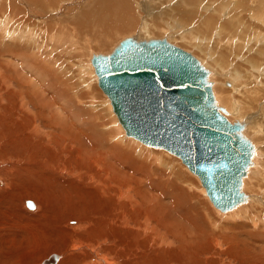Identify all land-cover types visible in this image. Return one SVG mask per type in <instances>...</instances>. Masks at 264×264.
<instances>
[{
    "label": "rangeland",
    "instance_id": "rangeland-1",
    "mask_svg": "<svg viewBox=\"0 0 264 264\" xmlns=\"http://www.w3.org/2000/svg\"><path fill=\"white\" fill-rule=\"evenodd\" d=\"M30 1L31 0H0V4L2 3L1 4L2 6L0 7H3L2 9H0V14H2V12L4 13V15L6 14V16H4L6 19L4 17L0 18L1 23L2 22L6 23V24L4 23L5 31L3 32L5 38L0 33V70H1L0 71V95L3 94L5 98L3 102L0 101L1 102L0 106L4 107L7 113H10V119L12 121L15 119L13 123L10 124L9 127H14V125H16V121L17 119H19V118H16V115L20 117L23 116L24 112L19 105L20 100H19V94H18V92H20L21 90V86H17L16 79H22L19 76L20 75L25 76V73H27L26 77L30 79V75H28V72L31 75L34 73L33 70H31L32 73H30L29 67L33 66L34 55L32 56V53H33V49H35V52L38 55V60H40L38 61V63L42 64L41 60L43 61L51 60L50 65L54 67L50 71L51 77L41 78L39 77L41 75V72H37L38 76L37 78L36 77L35 78L39 82L38 84V88L40 91L38 93L39 99H41L44 102L46 97H48L49 98L48 101L50 100L54 101V102H50L51 107L54 104H57L59 106L65 105L66 108L68 106L66 110L68 109L70 110V113L66 112L65 114H63L65 116L63 118V124L65 125L61 124L62 122L58 123L63 126H60V125L58 126L56 121H55V124L50 125L48 122L52 123L53 119L47 116L48 114L46 110L42 113L43 116L41 117V119L38 120V125L42 127V129L40 130L41 132L39 134L42 140L46 138L45 133L56 132L58 135V136L56 135V138H55V141H56L55 143L56 158L55 159L58 160L60 166H63L62 165L63 158L68 160L67 158L68 156H69V159L73 156H75L76 158L79 157L80 154H78V151H77V148L79 147H80L79 149L84 151V152L80 151L81 154H84V155L88 154L87 156L93 159L92 162L97 161L99 157L103 159L106 156L107 160L105 158H104L105 160H102V162H104L105 164L100 162L101 167H99L104 170L98 168L97 172L100 174L103 171L100 174L101 181H99L100 180L99 179L98 182H106L112 179L111 187L107 185V188H108L107 195H106L107 200H111L110 202H114L113 204H131L129 197H135L138 204H143L145 199L146 201L149 200L148 202L145 201L146 204H149V203L156 204L153 202L152 199H154V197L158 198L159 195L161 196L159 192L161 191L165 195H163L162 197L163 200L160 198L161 202H158L157 204L159 205L161 204V206L164 209H166L167 208L166 205H168L169 217L175 221H178L180 219V221H178L177 224L186 226L185 227L186 231L182 232L179 235V237L176 239H174L171 233L166 231L164 228H161L160 226H158L159 232L160 231L161 232L158 235L159 238H155L156 240L152 238V245L154 247H160L162 250L164 249L165 251H172L174 253L181 254V257L183 256L193 257V260H190L189 262H186V261L178 262L176 259H173L174 257L172 255V257L164 258V261L160 264H174V263L175 264L177 263L178 264H210V262H212V264H221V261H222V264H243L240 262V260L237 258V256L233 252L228 250V248L230 249V241H227V238L232 240V238H234L236 235L241 239V241L239 242L240 251H243L242 249L246 248V251L245 252L243 251V254L247 256L248 260L244 261L245 262L244 264H257L259 261L254 260V258H256L255 256L257 255V253L262 252L264 254V224H260L259 226L256 227L254 226L253 223H251V219L254 217L256 218L255 216L256 210H251V212L248 211L247 216L242 215V218H239L235 221H233L235 218H233V220L232 219L224 220L223 216L225 215H218L214 206L210 203V200L207 199V196L205 192H203L204 190L202 189V185L199 179L187 169V167L182 163V161L178 157H175V155L170 154L164 149L156 150V149L148 148L136 140H133L131 138L129 139V137H127L126 139V137L124 136L125 131H123L124 129L122 130V126L118 122V118L112 110V106H111V103L108 97L98 87L97 76H96L94 67L91 63L92 55L98 54V52L102 49L100 48V43H98L97 40H95L94 36L89 37V41L85 42L84 39H81L80 34H78L79 31L75 30L76 29L75 26H70L67 30L68 32H65V33H62L57 28H54V29H56L58 32H55L53 29L51 31L50 28L43 29L42 25L39 24L38 26V23H36V21L34 20L35 19L34 9H37V8L36 7L33 8V5L30 3ZM43 1H47V0H43ZM66 1L67 3L69 2L71 3L74 0L72 1L66 0ZM77 1L79 2L77 3V5L74 6V9L72 10L66 9V11L68 12H65L64 15H60V16L64 17L66 20L74 16L77 17L78 13L81 12V9H83L84 5H86L89 2H92L93 0H87L88 2H81L80 0H77ZM152 1L154 3L155 11L153 12L151 11V13H154L155 18L153 16V18L150 19L149 18L150 13L146 14V12H144L143 10H141V8H139L138 9L139 11H137V13L139 12V14L137 13L133 14L136 20L132 16V18L135 21H137L135 26L133 25L132 30L126 33H123L121 35H118L119 37L117 36L113 40L114 42L113 41L111 42V45L109 47L104 48L101 51L109 49L115 42H117L118 40H122L120 38L125 35L131 34L132 36L134 34H137V36L139 37L142 31L155 28L157 30L155 34L157 35V38L165 35V37H167L168 40L172 44L177 45L187 51H191L195 56L199 57V59L202 61L204 59L203 64L206 63L205 66H207V68L210 66L208 70L213 73L212 76L210 77V80L212 82L215 81L216 83H220V85H222L224 89L228 90V96H229L230 101L233 102V100H235L233 103L229 102L232 109H229V111H227L228 115L230 116L234 113L236 114V116L233 115L234 120L240 119L241 121H245L247 123L249 122L248 123L249 126H248V129L245 131V134L248 137L250 136L254 144L257 146V156L255 157V165L250 167L248 174H249V177H252V180L258 179L256 183L257 182L259 183H257V186H256L257 190L248 192L245 189L246 182H243V189L245 193L249 196V198L253 197L254 195H255V199L257 197L256 200L254 199L249 204H254V202L261 204L258 206L257 211L258 213L262 215V217H264V211H262L264 208V203L260 202V199H259L260 198L259 191L261 190L263 191L264 189V114L262 113V110H261V108L264 109V80H263L264 78L263 76L264 75V63H263L264 62V57H263L264 55V22H263L264 0H190V2L189 0H152ZM3 3H7V5L3 6ZM141 3L143 5V7L141 6L142 9L145 10L149 7L148 0H141ZM79 4L81 5L79 6ZM56 7L57 6H55V8ZM26 8L30 9V12H28L27 14H25V12H27ZM161 10L166 12L167 14L173 13L174 10L176 11L182 10L183 13L180 15L176 12V14H173L172 17L170 16L165 17V21L170 23V26H167L165 25L164 20H162L161 18L157 16V12H161ZM59 11H60V7L55 9L53 13L59 12ZM257 12L259 13V20L251 21L252 16L256 14ZM8 13H10L9 15L11 19H9ZM29 15H31L32 17H30ZM7 18H8V21L11 22L10 24L13 23L12 25L14 27L8 24ZM3 19H5V21H2ZM26 20L28 21L26 22ZM144 21L148 23H144ZM180 22H182V24ZM67 24L71 25V23H68V22ZM236 25H238V27L235 28ZM173 27H175V29ZM0 29H2V26H0ZM40 30L42 32H40ZM250 30H252L253 32L250 33ZM5 32L6 33L11 32L12 38L6 35ZM245 32L247 33L246 35H245ZM16 33L18 35L19 33H22V34L26 33V35L28 36V37L26 36V39H27L26 43H29V42L34 43L35 48H30L28 46L30 43L28 45L25 42L24 43L22 42L23 44L22 43L18 44L21 42V40L17 38ZM220 33H222L223 38L219 37ZM183 34H185L186 36ZM249 35H251V37ZM230 38L231 39L235 38V42L234 40H231ZM236 38H240L241 41L240 42L236 41ZM58 39L60 42L58 41ZM5 44H9V45L5 47L4 46ZM96 44H99V45L95 46ZM234 46H238V47H234ZM198 47H201L200 48L201 50L198 49ZM27 49L29 50L30 53L27 51ZM30 54L32 57L30 56ZM210 56H213V58L215 57L213 61L211 60ZM244 56L246 57V60L243 59ZM40 57H43V58L39 59ZM216 57L219 59H217ZM241 57L243 58L241 59ZM248 57L251 60L248 59ZM226 60H228V62ZM253 61L258 62V64L256 67L251 68ZM88 62H89V68L86 69L87 72H85V70L82 71L81 68H83L84 64L86 65ZM233 63L235 64L233 65ZM259 63H260V66H259ZM228 66L230 67V69L228 68ZM212 67H214V70H212ZM218 67H220L221 70ZM223 69L227 71H224ZM215 70L217 72H215ZM236 70L239 71L242 75H245L244 77L235 76L237 79L239 78V80H236L237 82L241 81L240 86L235 85L234 87H229V86L226 87L225 85L227 83H233L231 81L233 79L232 77L234 76H232V74L230 73L232 72L235 73ZM221 71L223 74H221ZM15 74H17V76ZM218 76L220 77L218 78ZM259 76H261L262 81L260 80L261 78ZM32 77L34 78L33 75ZM4 78L6 79V81ZM251 80H254V83H252ZM12 81L14 83V86H9L8 88L7 84L11 85ZM26 81H27V84H29V81L27 79ZM67 86L70 89L68 91L69 93H67V91H64V89H67ZM216 86L217 85L215 84V88ZM242 87H244V91H245V88H247L245 92L242 90ZM249 88H251V90ZM256 91H259L258 98H253L252 103L247 101L246 98H248L249 100V98L251 97V95L249 94L250 93L253 94ZM238 92L241 93L240 94L241 96L239 95ZM237 94L240 97H238ZM70 97H73V100H71L72 98ZM79 100L81 101V103ZM254 103L256 104V107H254L255 106ZM30 104H33L31 107L28 104V107L31 108V111H33V114H36L37 112L44 110L42 109L41 106L37 107L33 100L30 101ZM83 104L85 105V107H82ZM225 104L226 103L223 100V105ZM239 104L240 106L248 105V107L250 106L251 107L241 108ZM259 105L261 107H259ZM246 109H247V113H246ZM105 112H107L108 114H106ZM27 113L28 115L33 116V114L31 113L29 112ZM67 113L68 115L70 114L69 115L70 117L67 115ZM88 113H91V114H88ZM259 113H261V116L259 115ZM92 118L95 120H93ZM57 119L58 117H56V120ZM96 119L98 120L100 119L101 121L100 120L98 121ZM103 119L105 120L107 119L106 122L105 120L103 121ZM229 120L232 121L233 119L229 118ZM102 121L105 124L108 123L109 126L112 123L110 127H112L113 125L119 126V127L116 126L115 128L116 130L114 129L115 132L111 136H109L107 140L106 138L105 139L103 138L104 136L101 131H107V130H104V127L108 128L109 126L103 124ZM95 122H99L98 125L97 123L95 124ZM84 123L86 124L84 125ZM100 123L104 125V127L102 125H99ZM92 124L93 126L94 125L95 126L92 127ZM1 125L2 124H0V127ZM87 125L89 126V129ZM96 125L98 126V128ZM60 127L62 128L60 129ZM69 127L72 128V132L70 133L69 136H67L66 138H63V135H62L63 129L65 131H68L67 129ZM92 128L94 132L95 131L96 133L98 132L97 133L98 135L92 132L93 131ZM118 128H120V130L119 132H116ZM2 130L4 129L2 128ZM84 133H88V134L86 135ZM96 136L98 138H95ZM122 136L124 138H121ZM110 137H114L112 138L113 141H111V143L109 142ZM87 139L89 140L90 143L88 142ZM96 139L97 140L101 139V141L97 142ZM117 139L120 142L117 143L116 142L118 141ZM79 141L81 144L79 143ZM133 141L135 143H133ZM63 145H64V149L61 148V146ZM111 145H113L114 147L112 146V148H110ZM119 145H121V147ZM139 146L140 147L142 146V148L143 147L144 148L142 149ZM123 148H125V150ZM0 149H2V147ZM99 149L100 151L103 149L104 152L98 151ZM138 149H140L141 154H139ZM144 150L149 152L150 155L147 152H145L147 153L145 154ZM131 151L132 152L134 151L135 154L132 153ZM102 152L104 155L102 154ZM129 152L130 154H127ZM96 153L97 154L99 153L102 156L101 155L99 156V154L97 155ZM121 153H122V156H121ZM1 154L5 156V157H0L1 159L0 162L2 164H8L10 163V160H12V162L16 161V158L14 157L15 156L14 153H12V155L10 154L8 155L9 157L13 156L11 159L8 156L6 157V155L4 154V151ZM144 155H146L145 160H144ZM133 156H136V157H133ZM120 158H123V159H120ZM147 158L150 159V161L148 160L147 161L148 163L146 162V164L151 174V178L152 177L155 178V179H152L153 181L150 179H145L144 177L141 176L145 174L146 172V169H145L146 165L145 164L143 165V163L147 160ZM163 158L165 159V163H163L164 161L162 162V160H164ZM117 159L119 160V162ZM121 160H122L121 162L122 164L120 163ZM152 161L155 164H153ZM135 162L136 164H134ZM169 162L173 163L174 165L173 164H172L173 166L171 164L169 165ZM105 165L107 166V168ZM108 168L109 169L113 168L116 171V173L121 176L122 180L120 181L117 180L119 179V177L117 178V176L115 175H113V178H112L110 176L111 172L110 171L107 172ZM171 169L174 172L171 171ZM261 169L263 171V174H259V172H257V174H259L257 178L255 171H261ZM104 171H106V173ZM80 172L81 174H79ZM178 172H180L181 174ZM8 173H9L8 171H3V175L2 176L0 175V264L2 263L3 264H35V263L41 264L43 260L48 258L50 255L56 254V253L59 255L62 254V256L64 257L63 260L68 259L69 255L73 253L71 252L68 254L66 252H63V250L67 247H70L71 249L72 242L71 241L66 242L68 240L67 234L66 233L63 234L61 231L60 233L57 234V232H55L52 229L51 224L53 222H58V223L66 222L64 224V228L66 227L67 229H69V226H70L72 228L75 227V229H77V227L83 230L87 229L89 227V221L79 222L78 219H69L66 221L63 218L64 215L67 216V213L69 214V212H73L76 209L75 206H77L78 204H80L81 208H83L85 204L82 205L80 198L76 197L75 194H74V197H70V191L73 189L71 186L69 187L62 186L60 183L62 179L59 178L60 180H56V178H54L50 180L52 183H49V181L46 182L48 187H45L44 190L41 187V189L39 188L38 190H41L42 193L43 192L45 193V191L47 192V190L50 189L51 191L48 192V194H51L54 199L56 198L57 202H60V203L66 202V204H54L55 205L54 212H52L54 209L53 208L54 205H51L52 206L51 208H48L49 206H47L46 209H43L44 207L43 204L41 206L32 200V197L34 198L35 196L34 194H30L31 196H27L28 190L32 186V183L29 177L27 180H21V179H18L17 176L14 174H11L9 176ZM18 173L19 172H17L16 174ZM72 173L74 174V178L71 175L65 176L66 174H63L61 177L65 180L67 179L72 180L84 174L83 171H78L77 173H75L74 171ZM173 174L175 175V177ZM177 175L179 177H177ZM140 177L142 178L141 180H140ZM123 179H126V180L128 179V180L125 181ZM84 180L85 179H83V181ZM141 183H144V185ZM150 183H155L158 185L155 186V189H151V190L149 189L150 191L146 192L148 189V185H150ZM82 184H83L84 189H89L91 186V184H87V185L84 183ZM130 185L134 189L130 188L131 194L129 196L127 194V191H129L128 188L130 187ZM97 187H100V185ZM118 187H122L121 195H116L115 191L117 190ZM169 187H171L172 189ZM157 189L159 190L158 192L156 191ZM136 190L140 191V194L138 193L136 194ZM181 190L187 194V197L189 199L191 198L190 199L191 201L189 204L191 203L198 204V206L200 205V207L203 208V211H207V212L209 211L208 213L212 217L210 218L211 222L209 223V225H208L207 220L206 222L199 223V221L195 219L197 217L194 216L193 211L189 208H186L188 210L183 208V210L178 213L172 210L174 208L173 204L174 202H176L175 199H180V200L182 199L184 201L185 197L182 196L181 193H179L181 192ZM48 194L45 193L39 196L41 197L40 200L43 203L47 202ZM179 196H182L183 198ZM90 197L95 198L96 197L95 193H91L90 196L83 195L81 200H84L85 202H87L89 199H91ZM26 201H31L32 206L34 204L35 208L31 209L28 206L27 208L25 206V203H27ZM253 208H255V206H253ZM39 209L43 210V212L46 211L45 216H47L48 212L51 211L50 216L42 220L36 219L35 216L37 215ZM242 209L245 210V206H243ZM171 211H172V214H171ZM59 214H62V215H59ZM51 216H52V219H50ZM200 216L201 214L198 213V218ZM248 216L249 218L251 216V218L249 219ZM257 218H260V217H257ZM139 220L141 221L142 224H146L147 217L145 215H141V218ZM152 220L154 221V223L152 225L151 230L152 232H154L157 229V220L153 217H152ZM195 221L200 224V226L195 225V228L197 229L196 233L203 234L201 231L199 232V230L201 228L206 227V230L208 232L206 233V236L210 238L203 239L204 240L203 244L206 242V240H208L207 243L204 244L205 247L201 246V244H196L194 246V250H191V247L188 245H186L185 248H182L180 241L182 240L186 241L188 240V237H187L188 235L189 236L194 235L195 229L192 226H190V224L191 222L195 223ZM211 224H216V225L215 227L214 226L212 227L210 226ZM211 228L215 230L213 231ZM175 230L179 234L180 230L179 229H175ZM161 234L162 236H166L165 238L167 242L172 243L171 247H167L165 245L163 246L164 248L161 247L160 245L161 243L160 235ZM200 234L197 235L199 238L202 237ZM197 236H196V240H197ZM255 236H256V239H255ZM260 237H262L263 240H261ZM258 240L261 242H258ZM242 241H245L247 243V246L244 245ZM226 242L227 244H225ZM66 243L68 244L66 245ZM58 246L60 248L56 250L55 247H58ZM252 251L253 253H251ZM263 256L264 255H262L261 258L264 261ZM163 257L164 256H162L159 259L154 258V257L147 258V261L148 263L150 262V264H156L155 261L159 262V260H161ZM98 262L99 261H97L96 264H99V263L104 264L102 262H99V263Z\"/></svg>",
    "mask_w": 264,
    "mask_h": 264
},
{
    "label": "bare ground",
    "instance_id": "bare-ground-1",
    "mask_svg": "<svg viewBox=\"0 0 264 264\" xmlns=\"http://www.w3.org/2000/svg\"><path fill=\"white\" fill-rule=\"evenodd\" d=\"M72 1V0H71ZM81 2H88L87 0H80ZM79 1L77 0H74L73 2H69L67 3L66 0H47V1H43V0H31L30 3L33 5V8L36 7L37 9H34V20L36 21V23H38V26L39 24L42 25L43 29H49L52 31V29L55 31V32H58L56 29L54 28H57L59 29V31H61L62 33H65V32H68V28L70 26H75L78 34H80L81 36V39H84L85 42H88L89 41V37L91 36H94L95 40H97L98 43H100V48L104 49V48H107L111 45V42L118 36V35H121L123 33H126L128 31H131L132 30V27L133 25L135 26V24L137 23L136 18L134 17L133 14L137 13V11H139L138 9L141 8V10H143L144 12H146V14L150 13L149 15V18H155V15L154 13H151V11H155V8H154V3L152 0H148V4H149V7L147 9H142L143 5L141 3V0H93L92 2H89L87 3L86 5H84L83 9H81V12L78 13V16L77 17H71L69 18L68 20H66L64 17L60 16V15H64L65 12H68L66 11V9H69V10H72L74 9V6L77 5ZM114 2V3H112ZM190 2V0H189ZM2 4V3H1ZM0 4V6H2ZM141 4V5H140ZM7 3H3V6H6ZM81 4H79L80 6ZM55 6H57L55 8ZM142 6V7H141ZM58 7H60V11L59 12H54L55 9H57ZM3 7H0V9H2ZM180 9V8H179ZM140 10V11H141ZM26 11L25 14H27L28 12H30V9L29 8H26ZM176 12L178 14H182V10L179 11V10H174L173 13H166L164 11L161 10V12H157V16L159 18H161L162 20H164V23L165 25L167 26H170V23L169 22H166L165 21V17H172L173 14H176ZM10 13H8L9 15ZM139 14V12L137 13ZM136 14V15H137ZM141 14V13H140ZM156 14V13H155ZM68 15V14H67ZM4 16H6V14L4 15V13L2 12V14H0V18H3ZM30 17H32L31 15H29ZM135 19H133L132 18ZM161 16V17H160ZM8 17V16H7ZM68 17V16H66ZM140 17V15H139ZM5 18V17H4ZM6 19V18H5ZM5 19H3L2 21H5ZM9 19L10 18V15H9ZM23 20V19H22ZM66 20V21H65ZM76 20V21H74ZM160 20V19H159ZM12 21V20H11ZM28 20H26L27 22ZM34 21V22H35ZM139 21V20H138ZM141 21V20H140ZM148 21V20H147ZM151 21V20H150ZM7 22L8 24L11 26L12 24H10L11 22L8 21V18H7ZM13 22V21H12ZM25 22V23H26ZM68 23H71V25L67 24ZM1 23V22H0ZM4 23L5 22H2L0 24V26H2V29H0V33L3 35V37L5 38L3 32L5 31V28H4ZM29 23V22H28ZM144 23H148V22H145ZM182 24V22H180ZM6 24V23H5ZM140 24V23H139ZM164 25V24H163ZM8 26V25H6ZM12 27H14L12 25ZM85 27V28H83ZM165 27V26H163ZM41 28V27H40ZM175 29V27H173ZM236 28V27H235ZM2 30V32H1ZM19 30V29H18ZM11 31V30H10ZM156 29L155 28H151V29H147V30H144L142 31V33L140 34V36L138 37L137 34H134L131 36V34H128V35H125L123 37H121L120 39H123L125 37H133L134 39L136 40H148V39H156L157 38V35L156 34ZM40 32H42L40 30ZM44 32V31H43ZM54 32V33H55ZM248 32V31H247ZM253 32L252 30H250V33ZM6 33V32H5ZM15 33V32H13ZM46 33V32H45ZM53 33V32H52ZM74 33V32H73ZM17 34V33H16ZM56 34V33H55ZM247 34V33H246ZM245 34V35H246ZM253 34V33H252ZM6 35L10 36L11 37V32H7ZM57 35V34H56ZM62 35V34H61ZM185 35V34H183ZM26 33L25 34H22V33H19V35L17 34V38L21 40L20 43L18 44H21L22 42L26 43L27 42V39H26ZM186 36V35H185ZM251 37V35H249ZM248 36V37H249ZM28 37V36H27ZM119 37V36H118ZM219 37L220 38H223V35L222 33L219 34ZM12 38V37H11ZM32 38V37H31ZM53 38V37H51ZM55 38V37H54ZM78 38V36H77ZM166 39L168 42H170L168 40L167 37L162 36V37H159L157 39ZM7 39V38H6ZM33 39V38H32ZM31 39V40H32ZM80 39V37H79ZM231 39V38H230ZM36 40V39H35ZM34 40V42H35ZM57 40V38H56ZM231 40H234L235 42V38H232ZM59 41V39H58ZM64 41V40H63ZM120 40H118L117 42H115L109 49L107 50H103V51H99L98 53H101V54H108L116 45L117 43L119 42ZM236 41H241L240 38H236ZM37 42V41H36ZM60 42V41H59ZM114 42V41H113ZM22 43V44H23ZM30 43V42H29ZM29 43H26L27 45ZM93 43V42H92ZM171 43V42H170ZM56 44V43H55ZM9 44H5L4 46L7 47ZM99 44H96L95 46H98ZM174 45V44H173ZM30 48H35L34 46V43H30L28 45ZM177 46V45H176ZM248 46V45H247ZM179 47V46H178ZM234 47H238V46H234ZM181 48V47H180ZM201 47H198V49H200ZM183 49V48H182ZM250 49V48H249ZM185 50V49H184ZM201 50V49H200ZM27 51L29 52V50L27 49ZM89 51V49H88ZM187 51V50H186ZM190 53H192L191 51H188ZM260 52V51H259ZM30 53V52H29ZM32 53V52H31ZM193 54V53H192ZM34 55L33 57V66L32 67H29V71L30 73L31 70H33V76L34 78L32 77L31 74H29L28 72V75H30V79L28 77H26L27 73H25V76H22L20 75L19 77L22 78V79H16L17 81V86H21V90L20 92H18L19 94V102H20V107L22 108L23 110V116L20 117L18 115H16V118H19L17 119L16 121V125H14V127H9L11 123H13V121L15 120H11L10 119V113H7L6 112V109L2 106H0V124L1 127H0V148L2 147V149H0V157H5L3 154H1L3 151H4V154L6 155V157L10 154L12 155V153L15 154V158H16V161L12 162V160H10V163L8 164H2L0 162V175L2 176L3 175V171H8V175L10 176L11 174H14L17 176L18 179H21V180H27L28 177L32 183V186L31 188H29L28 190V195L27 196H31L30 194H34V198L32 197V200L35 201L36 203H38L39 205L42 206L43 204V209H46L47 206H49L48 208H51L52 206L51 205H54V204H66V202H57L56 198L54 199L53 196L51 194H48V192H50L51 190L48 189L47 192L45 191V193L48 194V199H47V202L46 203H43L39 196L45 194L44 192L42 193L41 190H38L39 188L41 189V187L43 188V190L45 189V187H48L47 186V181H49V183H52L50 180L51 179H54L56 178V180H60L59 178L62 179V181H60L61 185L62 186H65V187H69L71 186L73 189L70 191V197H74V194L76 195V197H79L80 198V201L82 202V205H84L83 208L80 207V204H78L76 207V209L73 211V212H69V214L67 213V216H63V218L67 221L69 219H78L79 222H87L89 221V227L85 230L81 229V228H78L75 229V227H70L69 226V229H67L66 227L64 228V224L66 222H63V223H58V222H53L51 225H52V229L58 233H60V231L64 234L66 233L67 234V237H68V241H71L72 242V248L70 249V247H67L63 250V252H66V253H73V254H70L69 255V258L68 259H64L63 260V256L62 254H52L50 255L48 258H46L45 260H43V262L41 264H96L97 261L99 262H102L104 264H150V262L148 263L147 261V258H161L162 256H164L161 260H159V262L155 261L156 264H160L164 261V258L166 257H172L173 255V259H176L178 262H181V261H186V262H189L190 260H193V257H188V256H183L181 257V254H178V253H174L172 251H165L164 249L162 250L160 247H154L152 245V238L154 240H156L155 238H159L158 235L160 234L159 232V227L160 226L161 228H164L166 231H168L169 233H171L174 237V239L178 238L179 235L182 233V232H185V227L186 226H182L181 224H177L178 221H180V219L178 221H175V220H172L169 215H168V205L166 209H164L161 204H157L158 202H161L160 201V198L162 199L163 195V192L159 191L158 189L156 190L157 192L159 191L161 196L159 195L158 198H155L152 199L154 203L156 204H146V199L145 201L143 202V204H138L137 200L135 197H129L130 198V201H131V204H113L114 202H110L111 200H107L106 198V195H107V185L109 187H111V181L112 179H110L109 181H106V182H98V180L101 178L100 174L103 172H101L100 174L97 172L98 168L101 167V164L100 162H102V160H105L106 159V156L101 159L99 157V159L97 161H94L92 162L93 159H91L89 156L87 155H84V154H81L80 151H82L81 149L77 148V151H78V154L79 157H71L69 159V156L67 157L68 160H66L65 158H63V163L62 165L63 166H60L59 162L56 158V151H55V138H56V135L57 133L54 132V133H45L46 134V138L42 140V138L39 136L40 134V130L42 129V127L40 125H38V120L41 119V117L43 116L42 113L46 110L47 112V116H49L50 118L53 119V122L50 123L48 122L50 125H53L55 124V121L56 123L58 124L59 122L61 124H63V118L65 117L63 114H65L66 112H69L70 113V110H66L68 108H66L65 105H62V106H59L57 104H54L52 107L50 106V102H54L53 100H49L48 97H46V99L44 100V102L39 99V96H38V93L40 92L39 91V88H38V80L36 79L37 78V72H41V75L39 77L41 78H46V77H51V70L54 68L50 65L51 63V60H41V63H38V55L37 53L35 52V49H33V53H32V56ZM194 55V54H193ZM21 56V55H20ZM31 56V54H30ZM31 56V57H32ZM195 56V55H194ZM218 56V55H217ZM239 56V55H238ZM202 64L204 63V59L203 61L199 59V57L195 56ZM211 57V60L213 61V56H210ZM227 57V56H226ZM260 57V56H259ZM264 57V55H263ZM21 58V57H20ZM43 57H40L39 59H41ZM217 58V57H216ZM222 58V57H221ZM220 58V59H221ZM238 58V57H237ZM243 57H241L242 59ZM219 59V58H217ZM225 59V58H224ZM228 59V58H227ZM240 59V60H241ZM244 60H246V57L244 56L243 58ZM248 59H250L248 57ZM237 60V59H236ZM251 60V59H250ZM221 61V60H220ZM228 62V60H226ZM206 62V61H205ZM225 62V61H223ZM247 62V61H246ZM218 63V62H217ZM231 63V62H230ZM229 63V64H230ZM264 63V62H263ZM32 64V63H31ZM206 64V63H205ZM205 68H207V66H205ZM232 64V63H231ZM235 63H233L234 65ZM258 64V62H254L253 61V64L251 65V68H254L256 67ZM215 65V63H214ZM217 65V64H216ZM228 65V63H227ZM209 66V65H208ZM219 66V65H218ZM231 66V65H230ZM259 66H260V63H259ZM210 67V66H209ZM209 67L207 69H209ZM217 67V66H216ZM226 67V66H225ZM233 67V66H232ZM87 68H89V62L85 65L84 64V67L81 68V70H85V72H87ZM220 69V67H218ZM228 68L230 69V67L228 66ZM238 68V67H237ZM259 68V67H258ZM20 70V68H19ZM212 70H214V67H212ZM221 70V69H220ZM224 70V69H223ZM1 71V70H0ZM224 71H227V70H224ZM246 71V70H245ZM262 71V70H261ZM20 72V71H19ZM18 72V73H19ZM215 72H217L215 70ZM260 72V70H259ZM229 73V72H228ZM227 73V74H228ZM35 74V75H34ZM212 72H210L208 70V79L209 81L211 82V86H212V92H213V95H214V98L216 100V103L219 105V106H223L226 110V112L224 113V115L226 116V118L229 120V118L233 119L234 120V116H236V114H232V115H228V112L229 109H232L229 102H232L230 101L229 99V96H228V90L224 89L222 87V85H220V83H216L215 81L212 82L210 80V77L212 76ZM218 74V73H217ZM216 74V75H217ZM221 74L222 71H221ZM225 74V73H224ZM232 74V81L234 83H227L225 86H229V87H234L235 85L236 86H240V82H237L236 80H239V78L237 79L235 76H245V75H242L239 71H235V73H230ZM235 74V75H234ZM17 76V74H15ZM215 75V76H216ZM248 75V74H247ZM257 75V74H256ZM261 75V74H259ZM214 76V77H215ZM231 76V75H230ZM229 76V77H230ZM264 76V75H263ZM15 77V76H14ZM36 77V78H35ZM88 77V76H87ZM220 76H218L219 78ZM261 78V76H259ZM248 78V77H247ZM252 78V76H251ZM3 79V77H2ZM1 79V80H2ZM5 79V78H4ZM26 79L29 81V84H27V81ZM231 79V78H230ZM250 79V78H249ZM258 79V78H256ZM262 81V78L260 79ZM264 80V78H263ZM6 81V79H5ZM230 81V80H229ZM245 81V80H243ZM249 82V80H248ZM252 83H254V80H251ZM238 83V84H236ZM215 84L217 85L216 88H215ZM250 84V82H249ZM262 84V83H261ZM263 85V84H262ZM8 88L9 86H14V83L12 81V84L11 85H8ZM246 87V86H245ZM7 89V88H6ZM216 89V90H215ZM236 89V88H235ZM234 89V90H235ZM247 88H245V91H246ZM251 90V88H249ZM69 87L67 86V89H64V91H67V93H69ZM238 90V89H237ZM242 90L244 91V87H242ZM236 91V90H235ZM241 91V90H240ZM244 91V92H245ZM5 92V91H4ZM217 92V94H216ZM250 92V91H249ZM237 93V92H236ZM239 93V92H238ZM248 93V92H247ZM10 94V93H9ZM241 93H239L240 95ZM243 94V93H242ZM231 95V94H230ZM238 95V94H237ZM238 95V97H240ZM244 95V94H243ZM251 95V97L249 98H246L247 101L249 102H253V98H258L259 96V91H256L254 92L253 94H249ZM248 95V96H249ZM234 96V95H232ZM230 96V97H232ZM246 96V94H245ZM244 96V97H245ZM2 95H0V101H4L5 98ZM72 98L71 100H73V97H70ZM243 98V97H242ZM223 99L225 101V105H223V100L221 102V100ZM237 99V98H236ZM239 99V98H238ZM245 99V98H244ZM33 100L34 103L36 104L37 107L41 106L42 111L40 112H37L36 114H33V111H31V106L33 104H30V101ZM233 100V99H232ZM48 101V102H46ZM80 101V100H79ZM235 100H233L234 102ZM239 101V100H238ZM69 102V101H67ZM232 102V103H233ZM237 102V101H236ZM33 103V102H32ZM81 103V101H80ZM240 103V102H239ZM1 104V102H0ZM28 104L30 105V107H28ZM61 105V104H60ZM79 105V104H78ZM252 105V104H251ZM254 107H256V104L254 103ZM240 106V104H239ZM82 107H85V105L83 104ZM238 107V106H237ZM241 108L242 107H248L247 106H243L241 105L240 106ZM251 107V106H250ZM248 107V108H250ZM259 107H261L259 105ZM3 108V109H2ZM9 108V107H8ZM78 109V108H77ZM79 110V109H78ZM83 110V109H82ZM86 110V109H85ZM90 110V109H89ZM260 110V109H259ZM258 110V111H259ZM262 110V113L264 114V109L261 108ZM84 111V110H83ZM87 111V110H86ZM31 113L33 114V116L31 115H28V113ZM80 112V111H79ZM89 112V111H88ZM98 112V110H97ZM83 113V112H82ZM106 114H108L107 112H105ZM246 113H247V109H246ZM255 113V112H254ZM45 114V113H44ZM88 114H91V113H88ZM110 114V113H109ZM115 114V113H114ZM258 114V113H257ZM5 115V116H3ZM57 115V116H56ZM68 115V113H67ZM70 115V114H69ZM68 115V116H69ZM85 115V114H84ZM234 115V116H233ZM248 115V114H247ZM259 115L261 116V113H259ZM67 116V117H68ZM91 116V115H90ZM56 117H58V119L56 120ZM70 117V116H69ZM109 117V116H108ZM113 117V116H112ZM87 118V116H86ZM99 118V116H98ZM102 118V116H101ZM111 118V117H110ZM109 118V119H110ZM93 119V118H92ZM91 119V120H92ZM49 120V119H48ZM85 120V119H84ZM95 120V119H93ZM98 120V119H96ZM100 120V119H99ZM98 120V121H99ZM105 119H103L104 121ZM107 120V119H106ZM105 120V122H106ZM230 121V122H235V121H238L240 124H242V134L247 137V139H249L252 144H253V148H254V153L252 155V158H251V161L252 163L250 164V166L248 167V170L246 172V175L243 177L242 179V185H241V189L242 191L244 192L245 196H246V201L244 203H241L237 206H235L234 208L230 209V210H227V211H221L220 209H218L217 207H215L212 202L210 201V203L214 206L216 212L218 213V215H225L223 216V219L224 220H233V218H235L233 221L239 219V218H242V215L244 216H247V212L251 210H256V213H255V216L256 218H252L251 219V223L254 224V226H259L260 224H264V217H262V215L260 213H258L257 211V208L259 205L261 204H258V203H255L254 204H249L250 202H252L254 199H255V195L253 197H250L245 193L244 189H243V182H246V191L248 192H252V191H255L257 190L256 186H257V182L256 181L258 180H252V177H249V169L250 167L254 166L255 165V157L257 156V146L254 144L252 138L249 136H247L245 134V131L248 129V123L245 122V121H241L240 119H235L234 121ZM253 120V119H252ZM257 120V119H256ZM8 121V122H7ZM101 121V120H100ZM102 121V122H103ZM110 121V120H109ZM114 121V120H113ZM249 121V119H248ZM84 122V121H83ZM82 122V123H83ZM89 122V121H87ZM119 122V121H118ZM79 123V122H78ZM94 123V122H92ZM99 122H95V124ZM110 123V122H109ZM120 123V122H119ZM251 123V122H250ZM8 124V125H7ZM86 123H84L85 125ZM89 124V123H88ZM103 124H105L103 122ZM114 124V123H113ZM31 125V126H29ZM60 124H58L59 126ZM65 125V124H63ZM63 125H60V126H63ZM96 125V126H97ZM99 125H102L101 123ZM105 125H108V123H106ZM112 125V123L110 124V126ZM121 125V124H120ZM88 126V125H87ZM95 126V125H94ZM93 124H92V127H94ZM104 127V125H102ZM109 126V127H110ZM117 125H113L112 127H104V130H107V131H101L102 134H103V138L107 140V138H109V136H111L115 131L114 129L116 128ZM122 126V125H121ZM54 127V126H53ZM66 127V126H65ZM119 127V126H117ZM2 128L4 130H2ZM62 127H60L61 129ZM64 128V127H63ZM76 128V127H75ZM87 128V127H86ZM98 128V126H97ZM102 128V127H101ZM58 129V127H57ZM59 129V130H60ZM65 129V128H64ZM63 129L62 131V135H63V138H66L67 136L70 135V133L72 132V128H68L67 130L68 131H65ZM88 129H89V126H88ZM6 130V131H5ZM91 130V129H90ZM93 130V128H92ZM116 130V129H115ZM120 128H118V130L116 132H119ZM122 130H123V127H122ZM55 131V130H54ZM89 131V130H88ZM124 131V130H123ZM11 132V133H10ZM94 132V130L92 131ZM76 133V132H75ZM96 133V131L94 132ZM98 133V132H97ZM96 133V135H98ZM74 134V133H72ZM79 134V133H78ZM84 134H88V133H84ZM100 134V132H99ZM101 134V136H102ZM116 134V133H115ZM60 135V134H59ZM120 135V134H119ZM118 135V136H119ZM58 136V135H57ZM100 136V138H101ZM124 136L126 137H129V139H133V140H136L138 142H140L139 140L131 137V136H127L124 132ZM76 137V135H75ZM82 137V136H81ZM83 138V137H82ZM95 138H98L97 136ZM112 138L114 137H110V143L112 140ZM121 138H124L123 136ZM73 139V138H72ZM120 139V138H119ZM62 140V139H61ZM84 140V139H83ZM88 140V139H87ZM97 140V139H96ZM118 140V139H117ZM125 140V139H124ZM123 140V141H124ZM60 141V140H59ZM98 141H101V139L97 140ZM116 141V140H115ZM122 141V140H121ZM77 142V141H76ZM75 142V143H76ZM89 142V140H88ZM95 142V141H94ZM117 143L120 142L119 140L116 141ZM131 142V141H130ZM73 143V142H71ZM80 143V141H79ZM90 143V142H89ZM114 143V142H113ZM133 143H135L133 141ZM141 143V142H140ZM63 144V143H62ZM81 144V143H80ZM128 144V142H127ZM126 144V145H127ZM143 144V143H141ZM66 145V144H65ZM83 145V144H82ZM92 145V144H91ZM96 145V143H95ZM114 145V144H113ZM110 148H112V146ZM123 145V144H122ZM130 145V144H129ZM145 145V144H143ZM108 146V145H107ZM121 147V145H119ZM138 146V145H137ZM146 147L148 148H152V149H156V150H160L162 148H155V147H151V146H147L145 145ZM85 147V146H84ZM94 147V146H93ZM106 147V146H105ZM109 147V146H108ZM114 147V146H113ZM127 147V146H126ZM130 147V146H129ZM140 147V146H139ZM62 149H64V145L61 146ZM69 148V147H67ZM66 148V149H67ZM76 148V147H74ZM109 148V149H110ZM117 148V147H115ZM128 148V147H127ZM142 148V146L140 147ZM144 148V147H143ZM142 148V149H143ZM125 150V148H123ZM129 149V148H128ZM136 149V148H135ZM96 150V148H95ZM111 150V149H110ZM119 150V148H118ZM134 150V149H133ZM139 150V154H141L140 152V149ZM147 150V149H146ZM100 151V149L98 150ZM103 151V149L101 150ZM100 151V152H101ZM107 151V150H106ZM116 151V150H115ZM135 151V150H134ZM134 151L132 153H134ZM69 152V151H68ZM84 152V151H82ZM104 152V151H103ZM102 152V154H103ZM120 152V151H118ZM143 152V151H142ZM147 152L144 150V153ZM88 153V151H87ZM93 153V152H92ZM91 153V154H92ZM107 153V152H106ZM111 153V151H110ZM114 153V151H113ZM124 153V152H123ZM131 153V154H132ZM149 155L150 153L147 152ZM145 153V154H147ZM73 154V153H72ZM97 154V153H96ZM99 154V153H98ZM97 154V155H98ZM109 154V153H108ZM127 154H130L127 153ZM135 154V153H134ZM171 154V153H170ZM94 155V154H93ZM101 154H99L100 156ZM104 155V154H103ZM115 155V154H114ZM148 155V156H149ZM157 155V154H156ZM25 156V157H23ZM63 156V155H62ZM65 156V155H64ZM96 156V155H95ZM102 156V155H101ZM121 156H122V153H121ZM131 156V155H130ZM152 156V155H151ZM150 156V157H151ZM165 156V155H164ZM9 157V156H8ZM13 157V156H12ZM12 157H9L10 159ZM97 157V156H96ZM111 157V156H110ZM116 157V156H115ZM120 157V156H118ZM133 157H136V156H133ZM143 157V156H142ZM140 157V158H142ZM146 155H144V160L146 159L145 158ZM176 157V156H175ZM109 158V157H108ZM113 158V157H112ZM23 159V160H22ZM96 159V158H95ZM120 159H123V158H120ZM164 159V158H163ZM1 160V159H0ZM66 160V161H65ZM107 160V159H106ZM118 160V159H117ZM137 160V159H135ZM133 160V161H135ZM143 160V159H142ZM141 160V161H142ZM150 161V159L147 158V160L143 163V165L145 164L146 165V172L145 174L141 175L142 177H144L145 179H155V178H151V174L149 172V169L147 167V164L146 162L147 161ZM114 161V159H113ZM124 161V160H123ZM128 161V160H127ZM140 161V162H141ZM164 161V162H163ZM167 161V160H166ZM4 162V161H3ZM116 162V161H115ZM119 162V160H118ZM122 162V160L120 161V163ZM129 162V161H128ZM163 163H165V159L162 160ZM171 162V161H170ZM169 162V165L173 164V163H170ZM104 163V162H102ZM107 163V162H106ZM111 163V162H110ZM114 163V162H113ZM139 163V161H138ZM137 163V164H138ZM148 163V162H147ZM153 163V161H152ZM167 163V162H166ZM105 164V163H104ZM122 164V163H121ZM128 164V163H126ZM136 164V162L134 163ZM151 164V163H150ZM155 164V163H153ZM168 164V163H167ZM166 164V165H167ZM120 165V164H119ZM124 165V163H123ZM130 165V164H129ZM162 165V163H161ZM174 165V164H173ZM172 165V166H173ZM178 165V164H177ZM106 166V165H105ZM133 166V165H132ZM137 166V165H135ZM151 166V165H150ZM153 166V165H152ZM155 166V165H154ZM186 166V165H185ZM261 166V165H259ZM125 167V165H124ZM128 167V166H127ZM134 167V166H133ZM168 167V166H167ZM107 168V166H106ZM135 168V167H134ZM173 168V167H172ZM262 168V167H261ZM99 169H102V168H99ZM188 169V168H187ZM104 170V169H102ZM189 170V169H188ZM71 171V173H70ZM77 173L78 171H83L84 174L79 176L78 178H75V179H70V180H65L63 179L61 176L63 174H66L65 176L67 175H71L73 176L74 178V174L72 172ZM111 172V177L113 178V175L117 176V178L119 177V179H116L117 180H122L121 176L119 174L116 173V171L112 168V169H109L108 168V171L107 172ZM164 171V169H163ZM171 171H173L171 169ZM176 171V170H175ZM179 171V170H178ZM190 171V170H189ZM17 172H19L18 174H16ZM106 173V171H104ZM139 172V171H138ZM167 172V171H166ZM174 172V171H173ZM191 172V171H190ZM257 172H259V174H263V171L261 169V171H255L256 173V177L258 178V175ZM94 173V175H93ZM170 173V171H169ZM180 173V172H178ZM192 173V172H191ZM81 174V172L79 173ZM104 174V173H103ZM181 174V173H180ZM109 175V174H108ZM174 175V174H173ZM15 176V177H16ZM64 176V177H65ZM183 176V175H182ZM194 176H196L194 174ZM58 177V178H57ZM175 177V175H174ZM177 177H179L177 175ZM197 177V176H196ZM124 178V177H123ZM143 178V179H144ZM172 178V177H170ZM185 178V177H184ZM198 178V177H197ZM249 178V179H248ZM9 179V178H8ZM83 179H85L83 181ZM106 179V178H105ZM142 178L140 177V180ZM199 179V178H198ZM125 181H127L126 179H123ZM131 180V179H130ZM179 180V179H177ZM97 181V182H96ZM101 181V179L99 180ZM134 181V180H133ZM131 181V182H133ZM153 181V180H152ZM200 181V180H199ZM263 181V180H262ZM123 182V181H122ZM136 182V181H135ZM46 183V184H45ZM91 184L90 188L89 189H84L83 188V184ZM130 183V182H129ZM146 183V182H145ZM172 183V182H171ZM201 183V182H200ZM126 184V183H125ZM124 184V185H125ZM144 185V183H141ZM44 185V186H43ZM52 185V184H51ZM57 185V184H56ZM100 187H97L99 186ZM158 185V184H155V183H150V185H148V189L146 192L150 191L151 189H155V186ZM188 185V184H187ZM186 185V186H187ZM190 185V184H189ZM255 185V186H254ZM129 186V185H128ZM141 186V185H140ZM169 186V185H168ZM263 186V185H262ZM158 187V186H157ZM188 187V186H187ZM255 187V189H254ZM13 188V187H12ZM130 188H133L130 187L128 188L129 191H127V194L130 196ZM171 188V187H169ZM121 189L122 187H118L117 190L115 191L116 192V195H121ZM134 189V188H133ZM150 189V190H149ZM172 189V188H171ZM202 189L204 190L203 192H205L206 194V191H205V188L202 186ZM260 189V188H259ZM202 191V190H201ZM260 192V202L264 203V189L263 191H259ZM42 193V194H41ZM91 193H95L96 197L95 198H91L88 200L87 198V202H85L84 200H81L82 196L83 195H86V196H90ZM140 194V191L136 190V194ZM182 194V196H184V201L181 199H175L176 202H174L173 204V211L175 212H181L183 210V208H189L193 211L194 213V216H196L197 218H195L197 221H199V223L201 222H208V225L209 223L211 222V219L212 218L210 215H209V211H203V208L200 207V205L198 206V204H189L190 203V199L187 197V194L184 193L182 190L181 192H179ZM15 194V193H14ZM143 194V193H142ZM151 194V193H149ZM92 196V195H91ZM138 196V195H137ZM142 196V195H141ZM182 196H179L181 198H183ZM189 196V195H188ZM207 196V194H206ZM93 197V196H92ZM102 198V199H100ZM139 198V197H138ZM145 198V197H144ZM166 198V197H165ZM171 198V197H170ZM178 198V197H176ZM253 198V199H252ZM75 199V198H74ZM78 199V198H77ZM85 199V198H83ZM141 199V198H140ZM143 199V197H142ZM158 199V200H157ZM207 199H209V197L207 196ZM257 199V197H256ZM255 199V200H256ZM43 200V199H42ZM163 200V199H162ZM210 200V199H209ZM27 202V201H26ZM163 202V201H162ZM172 202V201H171ZM72 203V202H71ZM74 203V202H73ZM78 203V202H77ZM152 203V202H151ZM185 203V204H184ZM46 204V205H45ZM249 204V205H248ZM25 206L27 207V203H25ZM61 206V205H60ZM71 206V205H70ZM245 206V210L242 209V207ZM253 206H255V208H253ZM62 207V206H61ZM74 207V208H75ZM193 207V208H192ZM28 208V207H27ZM29 208H35V205L33 204L32 207H29ZM53 211L55 210V205L53 206ZM52 210V209H50ZM67 210V209H65ZM188 210V209H186ZM48 211V210H47ZM264 211V208L263 210ZM40 212V213H39ZM45 212V213H44ZM39 209L37 215L35 216L36 219H44V218H48V216H50V212H48V215L45 216L46 214V211H44ZM64 212V211H63ZM184 213V212H183ZM198 213L201 214V216L198 218ZM171 214H172V211H171ZM188 214V213H187ZM214 214V213H213ZM251 214V213H250ZM53 215V214H52ZM59 215H62V214H59ZM141 215H145L147 217V221H146V224H142L141 221L139 220L141 218ZM174 215V214H173ZM167 216V217H165ZM189 216V215H188ZM97 217V218H96ZM99 217V218H98ZM152 217L155 218L157 220V229L152 232L151 228H152V225L154 223V221L152 220ZM257 217H260V218H257ZM190 218V217H189ZM249 218V216H248ZM247 218V219H248ZM251 218V216H250ZM249 218V219H250ZM50 219H52V216L50 217ZM92 219V220H90ZM174 219V218H173ZM183 220V219H182ZM181 220V221H182ZM192 220V219H191ZM194 220V219H193ZM188 221V220H187ZM71 222V221H70ZM189 222V221H188ZM185 223V222H184ZM182 223V224H184ZM197 223L195 221V223H192L190 224V226H192L194 229H195V232H194V235L192 236H187L188 237V240H182L180 241L181 242V245H182V248H185L186 245L190 246L191 247V250H194V246L196 244H201V246L205 247V243H207L208 240H206V242L203 244V239H209L210 237L206 236V233L207 230H206V227L204 228H201L199 230V232L201 231L203 234H200V233H196L197 229L195 228V225L197 226H200V224ZM204 224V223H203ZM207 224V223H206ZM206 225V226H208ZM216 224H211L210 226H214L215 227ZM233 226V225H232ZM237 226V225H236ZM202 227V226H201ZM160 228V230H161ZM208 228V227H207ZM254 228V227H253ZM175 229H179L180 232L179 234L176 232ZM212 229V228H211ZM210 229V230H211ZM189 230V229H188ZM213 230V229H212ZM215 230V229H214ZM213 230V231H214ZM192 231V230H191ZM188 232V231H187ZM168 233V234H169ZM200 234L202 237H198L197 235ZM197 236V240H196V236ZM209 235V234H208ZM254 236V235H253ZM166 236H162V234L160 235V239H161V247L164 248L163 246H167V247H171L172 246V243H169L166 241ZM206 237V238H205ZM183 238V237H182ZM186 238V237H184ZM199 238V239H198ZM212 238V237H211ZM255 239H256V236H255ZM261 240H263L262 237H260ZM237 240V241H236ZM179 241V239H178ZM227 241H230V249L228 248V250H230L231 252H233L237 258L240 260L241 263H245L244 261H247L248 258L247 256H245L243 254V251L245 252L246 251V248L242 249L243 251H240V245H239V242L241 241V239L236 235L234 238L231 239H228L227 238ZM199 242V243H198ZM258 242H261L258 240ZM242 243L244 245L247 246V243L245 241H242ZM241 243V244H242ZM60 244V243H59ZM68 243H66L67 245ZM227 244V242L225 243ZM208 245V244H207ZM202 247V249H203ZM60 247H55L56 250H58ZM190 249V248H189ZM248 250V248H247ZM251 250V249H250ZM250 252V251H249ZM258 252V251H257ZM156 253V254H154ZM253 253V251L251 252ZM247 254V253H246ZM264 255L262 252H258L257 255L255 256L256 258H254V260L256 261H259L257 264H264V261L263 259L261 258V256ZM264 257V256H263ZM218 258V257H217ZM63 260V261H62ZM221 260V259H220ZM153 261V260H151ZM213 261V259H212ZM57 262V263H56ZM98 262V263H99ZM176 262V261H175ZM2 263V262H1ZM191 263V262H190ZM219 263V262H218ZM3 264V263H2ZM36 264V263H35ZM100 264V263H99ZM175 264V263H174ZM178 264V263H177ZM210 264H212V262H210ZM221 264H222V261H221Z\"/></svg>",
    "mask_w": 264,
    "mask_h": 264
},
{
    "label": "water",
    "instance_id": "water-1",
    "mask_svg": "<svg viewBox=\"0 0 264 264\" xmlns=\"http://www.w3.org/2000/svg\"><path fill=\"white\" fill-rule=\"evenodd\" d=\"M91 63L127 136L178 157L221 211L246 201L241 185L253 144L242 124L226 118L192 53L164 38L125 37Z\"/></svg>",
    "mask_w": 264,
    "mask_h": 264
},
{
    "label": "crops",
    "instance_id": "crops-1",
    "mask_svg": "<svg viewBox=\"0 0 264 264\" xmlns=\"http://www.w3.org/2000/svg\"><path fill=\"white\" fill-rule=\"evenodd\" d=\"M257 20H259V13L258 12L252 16L251 21H257ZM263 22H264V16H263ZM235 27H238V25H236ZM245 34H246V32H245Z\"/></svg>",
    "mask_w": 264,
    "mask_h": 264
}]
</instances>
